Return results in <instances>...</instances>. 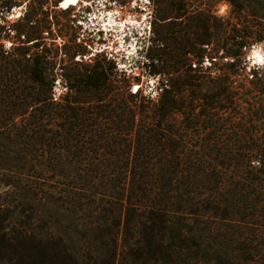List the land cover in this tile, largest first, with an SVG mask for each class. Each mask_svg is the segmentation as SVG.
Returning a JSON list of instances; mask_svg holds the SVG:
<instances>
[{"label":"trees","instance_id":"1","mask_svg":"<svg viewBox=\"0 0 264 264\" xmlns=\"http://www.w3.org/2000/svg\"><path fill=\"white\" fill-rule=\"evenodd\" d=\"M191 1L154 0L152 54L130 68L159 76L155 98L105 56L54 101L48 8L10 24L22 0H0V264H264V65L246 70L264 0ZM34 171L63 183L27 197Z\"/></svg>","mask_w":264,"mask_h":264},{"label":"rangeland","instance_id":"2","mask_svg":"<svg viewBox=\"0 0 264 264\" xmlns=\"http://www.w3.org/2000/svg\"><path fill=\"white\" fill-rule=\"evenodd\" d=\"M61 2L62 0H22L18 7L13 8L6 14L7 21L10 24H14L20 18H23L26 13L33 14L38 11L40 14L37 19H40L42 17L40 11H46L48 8L52 36L44 34L45 40L43 44H51L58 51L57 65L53 71L55 78V86L52 91L54 101L60 100L68 92L65 83L66 73L69 76L71 72L82 70L84 66L93 63L94 60H101L105 56L106 61L111 62V66L114 64L118 71L124 70L127 72V77L134 78L139 76V81L131 79L127 85L118 83L120 87L129 85V92L134 93L138 89L143 97L149 96L151 99L155 98L157 92H159L157 90L160 84L159 76H150L148 70L143 72L137 67L130 68L133 65V59L144 60L148 54H152L154 34L161 27V23L155 22L157 10L154 0H133L128 8L119 5L115 0H79L78 6L71 7L66 11L60 9ZM190 3V8L187 11L188 15H192L198 9L197 7H199L198 3L194 0ZM218 9V13L221 16H228L230 13V7L227 4L220 5ZM262 14L264 15V8ZM193 17L191 16L190 18ZM110 18L116 20L117 25L115 28L110 27ZM190 18H186L182 23H179L183 29L191 25ZM90 27L95 29L93 42L90 43L91 47L83 43V35ZM118 27L123 28L119 29ZM106 28L110 32H106ZM100 31L102 32L101 34L99 33ZM188 33H190L189 37L194 39L193 28L190 32L187 31L186 34ZM12 42L7 41V46L10 47ZM64 46L69 50L67 56L61 52ZM212 47L210 44L209 50ZM74 48H77L80 53L75 54ZM256 50H259L264 57V38L257 43H253L247 50V72L253 66L264 65V61L257 62L254 59L253 52ZM190 58L192 57L190 56ZM60 59L65 60L64 65L60 66L58 64ZM193 63L197 64L196 60ZM203 66H211L210 58H205ZM118 80H120L119 77ZM78 99L79 101H84V96L79 95ZM88 99L90 100L91 96ZM92 161L97 162L93 159L89 162L92 163ZM61 183H63L61 179H54L52 175L44 174L41 177L39 171H34L31 173V177L22 179V187L24 186L25 188L24 195L27 197L32 194L36 196L37 187L45 185L56 187ZM8 190L5 186L0 187V193ZM27 203L29 204H26L24 209H33V212H35L37 208L36 202L30 203L28 198ZM29 212L26 211L25 216H28Z\"/></svg>","mask_w":264,"mask_h":264},{"label":"bare ground","instance_id":"3","mask_svg":"<svg viewBox=\"0 0 264 264\" xmlns=\"http://www.w3.org/2000/svg\"><path fill=\"white\" fill-rule=\"evenodd\" d=\"M78 5H79V0H62L61 9L67 10L71 7L78 6ZM109 25H110V27L115 28L117 25L116 20H114V18H110L109 19ZM118 28L121 29L123 27H118ZM106 32H110V31L106 28ZM253 57L257 62H263L264 61V57L259 50H256L253 52Z\"/></svg>","mask_w":264,"mask_h":264},{"label":"built area","instance_id":"4","mask_svg":"<svg viewBox=\"0 0 264 264\" xmlns=\"http://www.w3.org/2000/svg\"><path fill=\"white\" fill-rule=\"evenodd\" d=\"M138 91V89H136V91L134 93H136Z\"/></svg>","mask_w":264,"mask_h":264}]
</instances>
